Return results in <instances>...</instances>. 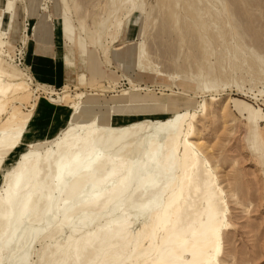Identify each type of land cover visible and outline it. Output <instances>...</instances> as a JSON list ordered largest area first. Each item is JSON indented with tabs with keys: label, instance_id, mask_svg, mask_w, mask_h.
<instances>
[{
	"label": "rangeland",
	"instance_id": "obj_1",
	"mask_svg": "<svg viewBox=\"0 0 264 264\" xmlns=\"http://www.w3.org/2000/svg\"><path fill=\"white\" fill-rule=\"evenodd\" d=\"M1 1L12 2V7H4L0 17V62L4 70L0 76L15 80L16 86L0 97L4 104L0 135L21 131L24 148L0 159V193L5 192L17 170L34 161L33 152L57 138L71 119L76 122L98 115H70L57 134L31 148L29 145L36 141L24 139L29 119L38 98L44 95L49 99L51 92L62 93V103L71 106L78 104L85 93H96L95 99H85L86 104H113V114H106L102 121L109 129H139L159 124L177 112L187 113L179 128H184L181 142L192 143V150L185 157L184 147L180 144L177 148L176 169L165 191L166 180L157 185H137L138 191L134 188L115 209L114 205L104 209L99 202L96 207L93 204L82 209L78 196L66 187L61 194L55 193L61 210L50 223L38 218L29 223L21 220L27 196L19 194L17 204L7 214L0 209V264H62L61 254L72 252L77 242L84 246L90 235L97 240L76 264H93L99 240L121 223L128 224L130 246L120 252L122 255L117 254L119 263L107 264H148L169 224L171 199L181 202L180 222L187 225L203 211L210 189L217 191L216 203L226 213L215 264H264V0H139L138 11L126 20L119 41L112 47L111 61L103 53L106 35L126 0ZM49 14L63 39L88 59L89 66L84 70L89 84L77 85L79 69L73 71L67 64L70 74L61 89L37 82L32 75L28 55L38 33L52 24ZM20 49L25 52L24 65L16 59ZM91 70L96 83L91 81ZM129 77L144 89L132 90ZM124 97L132 99L126 105L113 101ZM152 132L151 128L140 136L148 141ZM167 152L164 150L162 156ZM194 153L198 154V165L186 198L181 177L192 168ZM38 166L44 172L50 168L55 171L42 160ZM195 186L202 189L196 196ZM219 197L225 199L224 204ZM84 216L86 223L81 224ZM138 239L142 240L141 247L134 244ZM147 247L150 249L145 250ZM129 257L130 262L126 260Z\"/></svg>",
	"mask_w": 264,
	"mask_h": 264
},
{
	"label": "bare ground",
	"instance_id": "obj_2",
	"mask_svg": "<svg viewBox=\"0 0 264 264\" xmlns=\"http://www.w3.org/2000/svg\"><path fill=\"white\" fill-rule=\"evenodd\" d=\"M4 7L9 9L12 7V2L0 0V17ZM138 7L139 0H126L122 9L114 16L107 31L106 45L103 51L104 57L108 61H111L112 47L119 41L122 27L127 19L135 16ZM0 73H4L1 62ZM128 80L132 90L144 89L130 77ZM14 81H7L0 76V97L13 91V87L16 86ZM49 94V99L52 102H63L62 93L51 92ZM53 94H56L57 97H54ZM3 106V100L0 98V111ZM73 109L77 108L74 106ZM186 117L187 113L177 112L170 119L163 120L159 124L150 123L139 129L123 128L121 130L105 128L102 125V121L106 119V114H98L93 119H81L76 122L71 119L57 138L33 152V162L28 165L25 164L26 166H22L9 178L5 192L0 193L1 212L7 214L17 204L18 195L25 194L27 196L26 205L21 213V220L30 223L31 220L38 218L41 222L50 223L56 213L61 210V205L54 200L55 193L61 194L66 187L78 196L77 203L82 206V209L83 206L84 209L93 204L95 206L98 202L104 209L110 205H114L113 209H115L117 204L122 205L123 201H126L125 198L130 197L137 185H157L160 180H166L163 189L165 191L171 183L170 176L173 177L172 172L176 169L174 163L177 159V148L180 144L184 147L185 157L192 150V143L187 140L181 142L184 128H179V125H182L181 120ZM151 128L154 129V133L152 132L153 134L150 135L148 141H145V138L140 135L146 134V131ZM20 135L21 131L19 130L0 135V159L3 156L11 155L13 151L22 149L24 145ZM160 140L165 141V143H159ZM44 143H46L44 140L37 141L31 143L29 147L34 148ZM164 150L168 151V154L162 156ZM197 157L198 154L194 153L191 162L192 168L181 177V186L186 198L189 195L192 173L198 165ZM40 160L44 161L47 167H55V171L52 172L50 168L48 172H44L43 168L38 166ZM101 170L104 173L101 174ZM137 189L135 188V190ZM201 191L199 186H195V196ZM206 195L205 205L202 207L203 211L199 212L197 217L190 220L187 225L180 222L181 202L179 199H171V203L174 202L172 203L173 209L169 224L165 228V233L161 235L159 248L148 260V264H215V259L220 252L221 232L226 223V213L223 209V211L219 210L216 203L218 195L216 190L210 189ZM70 198L67 197V200ZM219 201L224 204L225 199L219 197ZM41 206H44L43 213H41ZM86 218L84 216L80 223L85 224ZM127 225V223H121L115 230L109 233L107 231L108 234L104 232L105 236L99 240L100 247L95 249L96 260L92 262L93 264H107L116 261L117 254L127 249L126 247L130 243ZM96 240V236L90 235L84 246H80L81 242H77L72 252L64 250L60 262L62 264H76L85 253V249L90 248L94 244L93 241ZM141 242L142 240L138 239L134 244L138 247ZM148 249L150 248L147 247L145 250ZM142 251L144 253V250ZM126 260L131 261L130 257Z\"/></svg>",
	"mask_w": 264,
	"mask_h": 264
},
{
	"label": "crops",
	"instance_id": "obj_3",
	"mask_svg": "<svg viewBox=\"0 0 264 264\" xmlns=\"http://www.w3.org/2000/svg\"><path fill=\"white\" fill-rule=\"evenodd\" d=\"M16 15L17 8L12 20L11 31L14 26ZM47 18L48 20H52L51 14L47 15ZM48 20L47 22H49ZM25 28H28L27 25ZM28 61L32 70V75L35 77L36 81L50 85L55 89H61L66 85L70 74V70L67 69V66L73 71L79 69L76 73L77 85L79 84L81 86L89 84L87 81L88 73L84 70L85 66H89L88 59L82 57V54L76 49L74 44L63 39L59 27H57V24H55L53 20L52 24H49L48 30H41L38 33V37L32 43L30 54L28 55ZM94 75L95 72H92L91 81L96 83ZM102 77H100V79ZM95 95L97 94L94 92L85 93L83 99L78 104H73L72 106L63 103L58 104L50 101L47 96H40L37 100L33 116L29 119L30 121L24 135L25 141L37 142L53 137L66 125L70 115L74 118L82 112H94V114L100 115L109 113L113 114V104H86L85 99H89V97L95 99ZM131 99L132 98L124 97L113 101L116 103H124V105H126ZM73 106L77 109L71 114Z\"/></svg>",
	"mask_w": 264,
	"mask_h": 264
},
{
	"label": "built area",
	"instance_id": "obj_4",
	"mask_svg": "<svg viewBox=\"0 0 264 264\" xmlns=\"http://www.w3.org/2000/svg\"><path fill=\"white\" fill-rule=\"evenodd\" d=\"M27 26H29V23H27ZM24 54L25 52L22 49L18 50V56H16V59H18L20 65H24V62H25ZM28 67L31 69L30 66Z\"/></svg>",
	"mask_w": 264,
	"mask_h": 264
}]
</instances>
